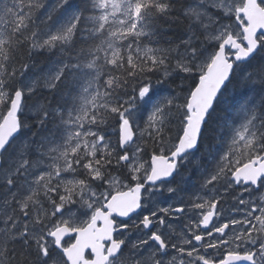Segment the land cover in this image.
I'll return each instance as SVG.
<instances>
[{"label":"snow or ice","instance_id":"snow-or-ice-1","mask_svg":"<svg viewBox=\"0 0 264 264\" xmlns=\"http://www.w3.org/2000/svg\"><path fill=\"white\" fill-rule=\"evenodd\" d=\"M89 5L74 11L70 0H57L53 11L62 10L70 15L58 27L54 23L55 31H49L42 41L37 39L36 31H30L33 14L45 8L42 0H13L10 7L5 3L0 8L3 13L0 17L3 25L0 27V104L7 101L10 105L6 113H0V175L8 197L4 207L11 209V214H5L4 228L0 230V264H169L164 259L169 243L159 231H151L153 220L148 215L140 221L148 229L146 238L132 242L114 237L119 229L129 226L117 225L113 213L129 216L141 207L145 183L156 185L158 181L163 183L164 178L179 174L183 161L201 144L204 128L213 118L219 97L234 79L242 93L236 104L239 116L231 126L224 121V134L231 133V142L206 184L224 180L228 187L245 186V191L249 185L264 186V0H189L183 10L190 22L189 31L201 30L206 34V41L214 42V47H205L195 32L182 41L183 51L177 50L179 58L173 70L198 74V83L184 96L178 93L162 97H158L157 87L171 75L166 63L171 49L149 47L141 56L139 47L134 48L133 43L125 47L123 42L129 37L135 41L151 35L153 16L171 10L168 0H89ZM233 19L238 31L233 24L226 23ZM47 20L53 21L51 12L47 13ZM82 24L84 27L80 30L87 34L86 41L99 40V43L82 48L75 64L58 61L44 83L49 90L58 91V85H64L74 74L92 79L77 95L69 93L58 108L37 105L41 130L25 139L31 129L20 119L22 103L26 94L36 91L39 80H31L9 93L17 76V69H9V65L17 50L26 43L31 49L50 50L57 46L62 49L73 40ZM257 58V64L251 66V61ZM109 66L120 74L104 72L107 79L101 91L99 85H93L102 69ZM27 69L28 65L22 64L20 75ZM157 74L160 78L154 81L153 76ZM145 105H150L151 111L141 135L151 129L148 135L159 146V154L152 153L149 167L145 166L147 162L139 160V153L143 151L140 146L131 157L125 147L134 143L133 128H139L137 113ZM113 114L119 120L122 155H114L116 149L103 134L85 127V124L99 127ZM170 117L177 118L179 123L177 142L171 145L164 136ZM236 119H241L238 127ZM49 123L53 124L52 128L48 127ZM166 149L168 155H165ZM113 160L117 166H128L135 182L133 186L121 184L118 177L106 179ZM76 167L85 170L86 179H61L62 173L75 172ZM89 180L107 183L108 188L97 193ZM61 188L63 194H60ZM167 191L174 193L176 189L169 187ZM53 193L57 194L56 199ZM76 197L78 208L73 207L77 204ZM42 201L50 207L45 208ZM218 203V199H205L194 204L198 209L207 208L195 224L197 229L203 226L205 234L193 231L191 239L179 238L181 245L191 246L190 249L177 244H171V248L189 257L197 254L202 264H217L198 255L194 242L206 249L228 247L218 264L242 261L264 264V199L259 202L240 199L238 203L247 209L242 220L231 219L208 230L213 217L219 215ZM160 211L169 213L171 209ZM175 211L183 212L184 208ZM80 216L88 218L82 220ZM98 222L102 226L98 227ZM159 223H164L163 217ZM237 226L239 231H233ZM70 233L76 234L75 240L65 246L64 238ZM213 233L219 238L212 239ZM89 249L91 258L85 255ZM179 264L185 262L181 260Z\"/></svg>","mask_w":264,"mask_h":264},{"label":"trees","instance_id":"trees-1","mask_svg":"<svg viewBox=\"0 0 264 264\" xmlns=\"http://www.w3.org/2000/svg\"><path fill=\"white\" fill-rule=\"evenodd\" d=\"M54 0H42L45 5V8L37 10L33 14V24L30 26V31H36L39 34V29L42 28L44 25V20L47 16V9L51 7ZM13 0H0V8L3 7L5 3L8 4L10 7ZM171 4V10L166 14L154 15L150 23L153 27L150 29L151 35L145 37L141 36L137 40L133 41L132 37H129L128 40L124 42V45L128 43H133V47H139L141 52L139 55H143V50L145 48L151 47L153 49H171L168 53V59L166 63L168 64V71L171 75L167 78L163 85L158 86L159 89H167V96H174L176 94H180L181 96L186 95L191 88L194 87L196 80L195 75L187 74L179 72L178 70H173L175 67V61L179 57H177V46L181 45V42L186 40L189 35H192V32L197 31L198 29H193L192 32L189 31V20L183 14L184 8L188 5L189 0H168ZM72 5L76 10H83L86 7H89V0H72ZM3 16V13L0 12V17ZM40 25V26H39ZM3 25L0 24V27ZM84 25L78 26V30L76 32L75 37L73 38L72 42L66 46L64 50H57L53 54L46 53L45 51H40V48L31 49L29 44H24L20 47L17 52L15 53L14 59L9 65V69L11 67H15L17 69V76L14 81L13 87L9 88L8 91L11 93L15 87L19 85V81L22 78L20 75V68L22 64H27L28 69L25 71L26 74L32 68H34L38 64H45L49 61L53 60L54 58L63 59L68 55L70 58L69 62L71 64H75L73 61H77L76 57L77 54L80 52L82 48H87L91 46L93 43H99V40H87L85 39L86 33L81 31ZM187 37V38H186ZM39 40L40 37L37 36ZM135 57V53L133 54ZM252 62H255V65L258 62V58L254 59ZM254 65V66H255ZM110 71L113 75H119V71L113 70L111 66L106 69H102V78L100 85L103 87L104 81L107 79V76L104 75V72ZM75 76L74 78L70 77L68 81L65 82L64 85H58V91L56 90H47L45 86L40 85L38 87V91L36 93V99L42 100L44 99L47 103L52 104L54 108L60 107L67 98H64L65 95L73 92V84L75 83ZM159 74L153 76V80L159 79ZM234 87L232 93H226L222 99H220L215 107V112L213 113V118L209 121L206 129L205 134L203 136V145L213 146L219 142L216 136L219 134V130L216 128H220V125L223 126L224 121L233 120L236 117V104L237 101L241 97V90L236 88V80L234 79L231 83ZM130 93L131 89H127ZM123 95V92L121 93ZM127 99V96L124 97ZM183 103V100L180 101ZM7 101L3 104H0V113H4L8 107ZM234 111V112H233ZM231 114H234L231 115ZM230 118V119H229ZM232 118V119H231ZM105 127L108 129L118 128L119 127V120L118 117L113 114L107 117V121L104 124ZM179 127L178 119L175 117H170L167 125L164 129V136L168 143L171 145L176 141V131ZM213 130V131H212ZM152 131V130H151ZM215 134L214 137H210L209 134ZM154 135V132H153ZM211 138V139H210ZM216 141H215V140ZM143 146H144V153H153L154 151L158 152V144H156L152 138L149 137L148 133L143 137ZM211 140V143L210 141ZM214 143V144H213ZM210 144V145H209ZM119 148V144L115 149ZM120 149V148H119ZM165 151H168L167 149ZM149 154V156H150ZM19 248V244L15 245ZM9 247H12L10 244Z\"/></svg>","mask_w":264,"mask_h":264},{"label":"rangeland","instance_id":"rangeland-1","mask_svg":"<svg viewBox=\"0 0 264 264\" xmlns=\"http://www.w3.org/2000/svg\"><path fill=\"white\" fill-rule=\"evenodd\" d=\"M70 2H71V0H70ZM56 4H57V0H54L53 4L51 5V10L47 9V12L48 11L51 12V14L53 16V21H48L47 20V16L44 17L45 18L44 24H43L44 26L39 29L40 32L38 34V36L40 37V41H42L43 39L47 38V35H48L49 31H55L54 23L58 27L60 24L64 23L66 21L68 15H70V13L64 14L62 10L53 11V9L55 8ZM73 10L75 11L76 8L73 7ZM229 24H233V27L235 29V21L234 20L233 21L231 20L229 22ZM235 30L238 31V29H235ZM36 31H37V29H36ZM197 31L200 32V30H197ZM197 31H195V33ZM188 38L186 40H188ZM42 49L44 51H47V52H50V53H54L55 52V48L50 49V50L46 49V48H42ZM56 64H57V61H54V62L49 63L45 68H40L39 69V73H40L39 79L41 77L43 79L46 78L49 75L50 71L53 69V67L56 66ZM35 73L36 72L30 73V75L26 78L25 83H28L31 80H38V76L34 75ZM91 79H92V77L88 78V80H91ZM88 80L85 79L83 82L87 83ZM86 86H87V84H86ZM79 89H80V87H79ZM90 91H91V89H90ZM79 92H81V91H79ZM79 92H77V94ZM69 93H70V91H69ZM68 95L69 94L65 95L64 98H68ZM72 95H74V93H72ZM37 105H39V104H27V106L25 108L27 110H29L31 113H37ZM143 110L144 109L142 107L140 112L142 113ZM150 111L147 112L145 114V117H143V118L140 117V112L137 113L136 124L139 125L138 132H139L140 136H142L141 135V130H144L146 128L148 115L150 114ZM232 123H231V125H232ZM239 123L240 122L236 123L237 127L239 126ZM145 132H148V131H145ZM230 142H231V133H228V137L226 138V140H222L219 143V144H222V147L220 148L221 151H219L220 149L217 147L218 145H216V147L215 146L211 147L210 148L211 150L207 146H204L203 149H202V152L198 151L196 153H193L185 161L189 165L194 164V163L196 165V162L199 163V162L202 161L203 158H201V157H203L204 153H207L208 159L209 160H214V163H213L212 167L217 166V163L219 161V157L221 155H223L225 151H227V148H228V145L230 144ZM137 145H138V140L132 146H134L136 148ZM206 147H207L208 150L206 149ZM211 152H212V154H211ZM139 160H140V162H146V161L141 160L140 158H139ZM199 160H201V161H199ZM145 166L149 167L148 162L145 164ZM211 171L208 174H215V169H212ZM78 174H82V173L80 171H78ZM210 177L211 176H209L206 179V181L208 179H210ZM65 178H66V176H65ZM66 180H68V179H66ZM206 181L203 183V186H202V188H204L203 189V192H204L203 194L201 192H198L197 194L194 193V192H190V194H186V195H177V207L184 206L187 211H186V213L184 215L173 217L171 219H167L166 213H164V212H162L160 210L164 209V208H167L165 206V203H167L168 201L165 200L166 198L164 197V194L166 192L170 194V192H168L167 189L169 187L175 188V186L172 185V184L171 185H161V186H158V187H155V188L151 189V191H150V193L148 195L149 199L151 201L150 205L152 206L151 210H150V213L155 212L159 216V219L156 218L158 223H156V225H155L156 226L155 230L159 231L161 234H163L166 237V241L169 243V248L167 249V256L164 257V259L166 261H167L168 257H172L174 259V257L176 256V252H177V264H179V262L181 260H183L185 262V264H198L199 263V260L197 259V254H194L192 257L187 256L186 253L180 254V253H178V251L176 249L171 248V244H177L178 246H184V247L190 249L191 246L181 245V241H180L179 238L187 237V238L191 239L193 231L195 232V234L198 231H200V228L199 229L195 228V224L199 222V219H200V216H201V212L205 211L207 209V208H205L203 210L202 209H198V208L193 207V205L194 204H198V203H202L203 200H205V199L211 200V199H216L217 198V196H215L214 193H213L214 191H216L214 189V188H216V186L213 185V183L212 184H206ZM121 184L126 185L124 182H122ZM91 187L97 193H99L101 191H104V190H106L108 188V187L105 188L103 185H101V186H94L93 185ZM206 188H209V189H206ZM98 190H100V191H98ZM245 192L246 191H244V193ZM87 198H88V193L86 192V199ZM241 199H243L245 201H257V202H259L261 199H264V186H261L258 190L248 191V194L245 195ZM174 202H175V200L171 201L168 204V207H175V206H173ZM241 207H242L241 205H236L235 207L233 205H231V206L228 205L227 207H224L222 209V212H220V215H221L220 221H222V220H231V219L242 220L244 218V211H243V209ZM246 211H247V209L245 208V212ZM9 213H11V212H9ZM146 213L149 214V212H146ZM5 214L6 213L3 212L1 210V208H0V217H2L3 219H6V215ZM256 214H259V213L257 212ZM89 215H90V212H89ZM161 217H163V220H164V223L162 225L159 223V220H160ZM79 218L83 220V219H87L88 217L87 216H80ZM142 219H143V217L142 218L135 217V219L132 222H130V224H131L130 227L134 226V225H140V221ZM232 230L233 231H239V226H237L236 228H234ZM131 233H135V235H136L135 238L130 239V234ZM147 234H148V232L146 231V229H144L143 226L140 225L139 227H135V230L133 232H132L131 228H128L127 230L121 231V234L119 233V235H121V237L119 235H118V237L126 239V240H130L132 242H135L139 238H146ZM229 235H231V232H229ZM217 238H219L218 234L213 233V238L212 239H217ZM208 239H206V242L208 241ZM194 245L198 249V255H202V256H205L206 258H209V254L204 252V247H202L200 243L194 242ZM227 250H229L228 247H218L216 249L217 252H222V254L225 253V251H227ZM185 259H187V261Z\"/></svg>","mask_w":264,"mask_h":264},{"label":"bare ground","instance_id":"bare-ground-1","mask_svg":"<svg viewBox=\"0 0 264 264\" xmlns=\"http://www.w3.org/2000/svg\"><path fill=\"white\" fill-rule=\"evenodd\" d=\"M190 36V35H189ZM187 38V37H186ZM189 39V38H188ZM18 87V86H17ZM12 92V91H11ZM77 92H79V91H77ZM76 92V93H77ZM80 93V92H79ZM234 112V111H233ZM141 113V112H140ZM231 115H233L234 116V114H231ZM237 115V114H236ZM144 117H145V115H144ZM230 119V118H229ZM232 119V118H231ZM109 129V128H108ZM216 130H219V134H218V136H216L217 137V139L219 140V142L218 143H216L215 145H213V146H208L207 145V147L210 149L211 147H216V145H218L217 147L220 149L221 147H222V144H219L222 140H226V138H227V136H228V134L227 135H225L224 134V130H223V126L222 125H220V128L218 127V128H216ZM213 131V130H212ZM217 134V133H216ZM215 134V131H214V134H209V135H211L210 137H214V135H216ZM211 139V138H210ZM215 140V139H214ZM210 141V143H211V140H209ZM216 141V140H215ZM214 144V143H213ZM210 145V144H209ZM207 147H206V149H207ZM203 149V148H202ZM216 149V148H215ZM208 150V149H207ZM206 150V151H207ZM211 150V149H210ZM218 151V150H217ZM219 151H221V149L219 150ZM204 153V152H203ZM219 153V152H218ZM211 154H212V152H211ZM216 154V153H215ZM202 155V154H201ZM205 156V157H204ZM215 156V155H214ZM201 158H203V163H204V165L205 166H208V167H210L211 165H212V163L214 162V160H209L208 159V156H207V153H204V155H203V157H201ZM199 161H201V160H199ZM197 163V162H196ZM200 163V162H199ZM195 164V163H194ZM212 168H214V167H212ZM125 173H128V171L127 170H123ZM212 172V171H211ZM203 178H204V172H203V170L201 169V168H199V169H197L195 172H194V182H192V183H190V184H188V186H187V189L189 190V191H191V192H195L197 189H198V183L199 182H201L202 180H203ZM214 185V184H213ZM213 190V189H212ZM213 192V191H212ZM190 194V193H189ZM211 194V193H210ZM194 195V194H193ZM188 196V195H187ZM181 197V196H180ZM179 198V197H178ZM210 198V197H209ZM181 199V198H180ZM186 199V198H185ZM183 200V199H182ZM156 208V207H155ZM9 214H11V213H9ZM17 214H18V212H17ZM177 224V223H176Z\"/></svg>","mask_w":264,"mask_h":264},{"label":"flooded vegetation","instance_id":"flooded-vegetation-1","mask_svg":"<svg viewBox=\"0 0 264 264\" xmlns=\"http://www.w3.org/2000/svg\"><path fill=\"white\" fill-rule=\"evenodd\" d=\"M210 253L212 254V259H215V258H217V256H216V255H215V256H213V254H214L213 250H211V251H210ZM223 256H224V254H223Z\"/></svg>","mask_w":264,"mask_h":264},{"label":"water","instance_id":"water-1","mask_svg":"<svg viewBox=\"0 0 264 264\" xmlns=\"http://www.w3.org/2000/svg\"><path fill=\"white\" fill-rule=\"evenodd\" d=\"M240 263H243V261H242V262H240Z\"/></svg>","mask_w":264,"mask_h":264}]
</instances>
